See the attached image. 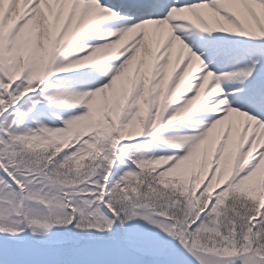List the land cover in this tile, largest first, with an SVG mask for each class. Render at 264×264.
I'll return each instance as SVG.
<instances>
[{
  "label": "snow or ice",
  "instance_id": "1",
  "mask_svg": "<svg viewBox=\"0 0 264 264\" xmlns=\"http://www.w3.org/2000/svg\"><path fill=\"white\" fill-rule=\"evenodd\" d=\"M0 264H264V0H0Z\"/></svg>",
  "mask_w": 264,
  "mask_h": 264
}]
</instances>
